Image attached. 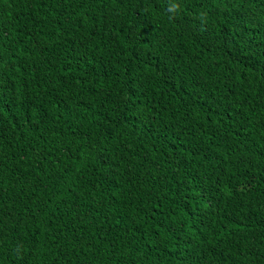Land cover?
Masks as SVG:
<instances>
[{"label":"trees","instance_id":"obj_1","mask_svg":"<svg viewBox=\"0 0 264 264\" xmlns=\"http://www.w3.org/2000/svg\"><path fill=\"white\" fill-rule=\"evenodd\" d=\"M0 264H264V0H0Z\"/></svg>","mask_w":264,"mask_h":264}]
</instances>
